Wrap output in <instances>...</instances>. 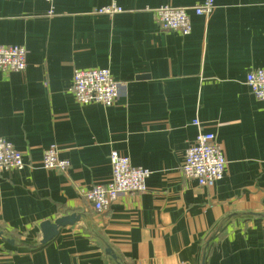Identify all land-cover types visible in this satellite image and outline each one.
<instances>
[{"label": "crops", "instance_id": "1", "mask_svg": "<svg viewBox=\"0 0 264 264\" xmlns=\"http://www.w3.org/2000/svg\"><path fill=\"white\" fill-rule=\"evenodd\" d=\"M202 0H0V45L26 49L24 72H0V138L24 167L0 175V264H114L83 219L44 247L40 226L80 214L124 264H201L204 244L232 213H264V102L246 75L264 69V0H214L191 32L160 31L152 10ZM115 3L122 13L98 15ZM108 69L124 85L113 106L77 104L75 70ZM200 123L226 160L223 178L198 186L181 173ZM50 145L65 173L42 167ZM151 172L146 191L96 213L84 193L110 179L109 154ZM205 264H264V219H236Z\"/></svg>", "mask_w": 264, "mask_h": 264}, {"label": "built area", "instance_id": "2", "mask_svg": "<svg viewBox=\"0 0 264 264\" xmlns=\"http://www.w3.org/2000/svg\"><path fill=\"white\" fill-rule=\"evenodd\" d=\"M49 5L48 16L54 15V0H42ZM214 9V0H202L193 7H159L152 10L154 20L160 31L177 32L183 36L191 32L189 13L207 18ZM115 3L96 11L98 15L122 13ZM26 49L17 45H0V72L4 74L24 72L26 68ZM245 84L254 98L264 102V69L249 72ZM124 85L113 80L108 69L75 70L69 89L74 101L79 105L99 104L106 108L114 105L119 97V90ZM197 129L194 143L185 151L181 173L197 182L198 186L210 188L224 175L226 160L215 136L204 133L200 123H192ZM58 148L50 145L42 154V167L47 171L65 173L69 162L58 158ZM110 179L105 183L90 186L84 193L86 200L96 213H102L121 196L146 191V180L151 172L148 169L133 166L127 156L117 151L109 154ZM22 154L3 138H0V175L10 171H19L24 167Z\"/></svg>", "mask_w": 264, "mask_h": 264}, {"label": "water", "instance_id": "3", "mask_svg": "<svg viewBox=\"0 0 264 264\" xmlns=\"http://www.w3.org/2000/svg\"><path fill=\"white\" fill-rule=\"evenodd\" d=\"M83 219L86 223V226L89 229V233L99 239L102 244L104 245V254L109 258L110 261H112L114 264H124L121 257L114 251L112 247L98 234H95L92 232L91 228V221L86 219L84 216L80 214L73 213L68 216H64L61 218H58L54 223L50 222H44L40 226L41 231V240L37 245H28L20 243L19 241H15L14 239H6V243L13 247H26L31 250L39 249L44 247L46 244L53 241L57 236L61 229L67 227V226H73L75 223L80 222V220ZM240 219V220H249V219H264V213H251V212H239V213H232L228 216H226L224 219H222L218 225L215 227V229L212 231L208 239L206 240L202 255H201V264H205V259L208 253V249L210 248L211 243L219 237L223 229L233 220ZM0 237H3V233L0 230Z\"/></svg>", "mask_w": 264, "mask_h": 264}]
</instances>
